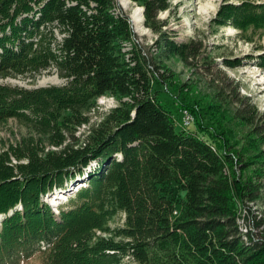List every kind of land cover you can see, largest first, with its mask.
<instances>
[{
  "label": "trees",
  "instance_id": "1",
  "mask_svg": "<svg viewBox=\"0 0 264 264\" xmlns=\"http://www.w3.org/2000/svg\"><path fill=\"white\" fill-rule=\"evenodd\" d=\"M142 2L151 26L161 29L158 15L169 9L167 0ZM233 6L237 26L264 27V2ZM132 35L116 0H0V80L34 77L52 66L67 80L34 89L0 83V122L17 118L38 133H62L64 106L83 114L100 96L130 97L84 151L55 153L19 172L7 164L9 157L0 160V264H120L125 256L139 264H264V233L256 239L247 232L253 239L240 243L228 180H213L224 160L234 161L213 151H221L226 138L211 128L176 127L157 96L156 87L165 82L153 68L157 62L135 46L131 55L122 46ZM175 43L186 46L188 58L203 47ZM180 102L193 109L183 104L187 99ZM69 137L73 145L81 141L74 131ZM60 193L65 198L59 196L56 213L48 198ZM119 208L127 218L115 236L124 238L95 240L93 230L110 231L107 218Z\"/></svg>",
  "mask_w": 264,
  "mask_h": 264
},
{
  "label": "rangeland",
  "instance_id": "2",
  "mask_svg": "<svg viewBox=\"0 0 264 264\" xmlns=\"http://www.w3.org/2000/svg\"><path fill=\"white\" fill-rule=\"evenodd\" d=\"M116 1L129 16L133 34L131 40H121L122 46L129 55L135 46L157 62L158 68L155 65L153 68L165 80L156 87L159 92L157 96L170 109L176 127L185 128L182 117L187 111L192 115L190 126L193 125V129L197 126L200 129L211 128L226 138L223 149L220 151L212 146L213 151L222 158L227 153L234 161L224 164V160L220 168L222 171L218 175L213 174V180H228V191L237 202L236 218L243 231L242 236H237L239 241L241 239L240 243H250L252 237L257 239L264 233V67L261 65L264 59V27L249 26L243 29L235 24V19L231 18L233 5H242L246 0H167L169 9L160 11L158 15V20L164 24L161 29L158 24L151 26L147 20L143 0ZM112 9L118 11L119 8L113 5ZM138 10L141 13L136 14ZM135 15L139 16L137 20ZM175 42L183 45L201 42L203 47L197 57L188 58L186 46L182 50ZM66 82L53 66L34 77L17 75L0 80V83L26 89L60 86ZM183 98L189 102L183 104L195 109L197 116L193 109L181 106L180 100ZM125 101H130V97L118 99L113 95L100 96L88 112H79L82 118L77 124L74 119L79 113L74 107L64 106L60 121L65 120L61 130L66 135L48 129L38 133L32 125L17 118L0 122V160L4 156L9 157L7 164L19 172L20 166L31 168L36 160L47 159L48 156L52 158L58 155L55 153L84 151L93 133ZM69 131L70 134L74 131L76 137L81 139L79 144H72L74 140L69 137ZM66 145L73 147L66 150ZM139 156L133 160L137 165L141 162ZM235 181L238 183L235 184ZM245 185L251 188L250 191L246 190L247 194L244 193ZM9 191H13L12 187H9ZM252 192L256 198H250ZM49 198L55 200L51 195ZM177 214L174 212L173 216ZM126 218V212L119 208L107 218L105 225L110 231L93 230L95 240L112 236L117 240L124 238L122 234L115 236V232L125 227ZM247 232L252 233V237L247 236ZM239 247L238 244L237 249ZM23 264L39 262L31 260ZM120 264L139 263L125 256Z\"/></svg>",
  "mask_w": 264,
  "mask_h": 264
},
{
  "label": "bare ground",
  "instance_id": "3",
  "mask_svg": "<svg viewBox=\"0 0 264 264\" xmlns=\"http://www.w3.org/2000/svg\"><path fill=\"white\" fill-rule=\"evenodd\" d=\"M137 13L136 14H138L139 12L141 13V10H138V11H136ZM142 16V15H141ZM139 18V16H137V15H135V20H137ZM188 114L190 115L189 116V124L191 125V123L193 122H191V120H192V115L188 112ZM183 126L186 128L187 126H186V124H185V121L183 120ZM61 195H57V197L55 198V200L53 199V198H49L50 199V201L51 202H53L54 204H57V200H58V198H59V196L60 197H63L65 194L64 193H60Z\"/></svg>",
  "mask_w": 264,
  "mask_h": 264
},
{
  "label": "built area",
  "instance_id": "4",
  "mask_svg": "<svg viewBox=\"0 0 264 264\" xmlns=\"http://www.w3.org/2000/svg\"><path fill=\"white\" fill-rule=\"evenodd\" d=\"M189 116H190V115L188 114V112L185 111V112H184V115H183V117H182V120L185 121V124H186L187 127H190V124H189Z\"/></svg>",
  "mask_w": 264,
  "mask_h": 264
}]
</instances>
